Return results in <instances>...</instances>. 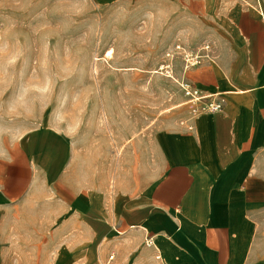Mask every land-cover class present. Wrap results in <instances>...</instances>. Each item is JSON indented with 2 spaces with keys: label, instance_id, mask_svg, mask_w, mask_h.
<instances>
[{
  "label": "crops",
  "instance_id": "0c3cea01",
  "mask_svg": "<svg viewBox=\"0 0 264 264\" xmlns=\"http://www.w3.org/2000/svg\"><path fill=\"white\" fill-rule=\"evenodd\" d=\"M223 2L184 53L207 49L191 82L220 108L128 128L118 153L51 124L0 137L2 263L264 264V0Z\"/></svg>",
  "mask_w": 264,
  "mask_h": 264
},
{
  "label": "rangeland",
  "instance_id": "374dc122",
  "mask_svg": "<svg viewBox=\"0 0 264 264\" xmlns=\"http://www.w3.org/2000/svg\"><path fill=\"white\" fill-rule=\"evenodd\" d=\"M223 4L0 0L2 141L51 124L89 149L110 141L118 153L128 128L133 135L151 132L181 113L191 114L186 90H198L191 68L205 57L203 49L193 65L185 57L191 52V18L216 27ZM111 254L110 264H116L113 252L81 264H105ZM23 260L18 264H76L60 258ZM0 264L13 263L0 259Z\"/></svg>",
  "mask_w": 264,
  "mask_h": 264
},
{
  "label": "built area",
  "instance_id": "2783aa9c",
  "mask_svg": "<svg viewBox=\"0 0 264 264\" xmlns=\"http://www.w3.org/2000/svg\"><path fill=\"white\" fill-rule=\"evenodd\" d=\"M205 50H207V49H205ZM199 57L200 56H195L194 59L199 58ZM194 64H195V62H194ZM186 94L190 96V98L188 100L191 103V112H193V113L199 112L200 110H203V109L214 110V109L220 108L219 103L207 101L208 98H206L205 95L200 94L197 90H194V91L192 89L186 90ZM148 243H151L150 239H149ZM112 259H113V255L109 256V258L105 264H110V261Z\"/></svg>",
  "mask_w": 264,
  "mask_h": 264
},
{
  "label": "bare ground",
  "instance_id": "6f19581e",
  "mask_svg": "<svg viewBox=\"0 0 264 264\" xmlns=\"http://www.w3.org/2000/svg\"><path fill=\"white\" fill-rule=\"evenodd\" d=\"M178 48H181V47L178 46ZM195 56H199V55H194V56H191V55H189V54H186V55H185V57L187 58V61H191V65L194 64L193 59L195 58ZM187 67H188V65L185 66V68H187ZM187 102H189V100H188Z\"/></svg>",
  "mask_w": 264,
  "mask_h": 264
}]
</instances>
